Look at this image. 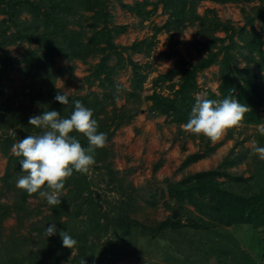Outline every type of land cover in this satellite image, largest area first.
I'll return each mask as SVG.
<instances>
[{"label": "trees", "instance_id": "trees-1", "mask_svg": "<svg viewBox=\"0 0 264 264\" xmlns=\"http://www.w3.org/2000/svg\"><path fill=\"white\" fill-rule=\"evenodd\" d=\"M115 1L122 10L141 20L150 18L157 7L162 5L168 19L160 27L153 26L150 37L134 41L130 46H119L114 43V38L124 34L126 27L113 26V16L107 7L108 0H0V80L13 62L5 49L26 44L27 51L22 60L18 61V73L23 79L31 78L32 83L38 86L37 92L30 99L33 109L27 113L13 107L9 98L3 100L0 94V150L7 158L6 171L0 177V264H59L60 258L71 260L72 264H106L107 255L114 254L118 248L115 241L129 238L132 228L137 227V221L127 216L126 209L115 207V219L109 220L106 217L99 202L91 194L86 173L73 171L72 176L66 179L65 187L61 190V193H65H60L59 205H48L42 198L50 211L42 220L34 221L43 212L40 208L29 209L27 202L28 199H39L37 194L29 195L24 190L14 188L12 203L1 201V196L12 190L10 182L24 174L20 170L22 157L10 154V148L19 139L41 132L28 124L30 116L42 114L44 110H55L60 112L62 118H68L74 111V102L80 101L93 110L92 118L98 123V132L105 133L109 142L115 131L143 112L141 105L144 103L146 118L149 120L164 117L168 123L183 127L196 96L202 91L197 75L211 66H217V94L208 91L207 98L222 100L228 96L229 90H234L233 97L250 109L241 124L253 127L264 125V0H256L258 5L251 9L252 14L242 8L244 25L237 27L228 21H220L214 9H208L204 15L199 14L198 4L208 1L218 5H242L255 0H159L153 3L149 0H134L132 5L122 0ZM149 6L151 9L147 10ZM256 24L261 26L259 30ZM196 25L197 38L191 43L196 58L189 54L186 60L176 50L183 42L175 36L180 37L185 29ZM161 32L167 36L166 46L169 50L159 52L156 60H176L169 70L158 73L152 79L151 91L142 96L147 78L144 70L150 68V63H135L132 56L143 54L149 58L156 45L157 34ZM218 32L223 33L224 37H216ZM235 36L241 45L234 39ZM236 52L247 64L254 65L256 73H248V65L242 70L237 69ZM57 58L72 64L66 69L55 67ZM92 59L98 61L91 64ZM112 59L114 63L110 64ZM75 61L88 66L89 74L84 80L89 89L97 86L102 92L99 94L88 90L83 95H68L69 104L62 106L54 99L58 93L64 94L55 87V82L65 70L70 77L73 76ZM127 66L131 70L128 90L116 82L119 72ZM243 74L246 77H241ZM119 99L130 102L132 106L117 107L116 101ZM108 106L110 110L106 109ZM71 135L76 136L82 147H88L84 136L75 132ZM189 137L192 140L198 139L203 151L199 149L187 155L179 167L180 171L209 158L222 146L221 142L210 146V141L204 136L190 133ZM259 138L258 146L264 147L262 135ZM109 156L106 147L95 149L96 163L91 167L109 170ZM237 163L238 158L233 161L226 159L215 170L187 174L176 183H166L167 195L176 204L178 218L175 220L170 215L167 221L158 224L161 230L189 228L202 231H212L218 226L229 229L250 226L258 245L256 253H244L246 251L235 247L234 250L227 244L223 246L226 252L217 257H221L224 262L228 258L226 264H258L264 257V188L259 193L244 197L225 188L224 183L218 180L219 177L229 178L227 168ZM159 166L160 162L156 163L153 171L156 172ZM109 174L113 176L115 173L109 170ZM260 176L264 179V160L257 161L253 175L247 180L261 179ZM234 180L242 181L241 178ZM186 205L192 206L194 212ZM183 214L186 215V223L181 222ZM78 216L84 218L79 220ZM10 217L16 221L17 229L24 226V221H29L28 232L34 234L38 241L34 243L28 235L14 232L3 240L2 225ZM53 223L57 232L47 237L45 229ZM142 229L145 230V227ZM60 231H66L72 236L77 241L76 246L65 248ZM109 232L115 240H108L101 245L102 239ZM73 250L75 254L70 259ZM235 257L242 260L233 263Z\"/></svg>", "mask_w": 264, "mask_h": 264}, {"label": "rangeland", "instance_id": "rangeland-1", "mask_svg": "<svg viewBox=\"0 0 264 264\" xmlns=\"http://www.w3.org/2000/svg\"><path fill=\"white\" fill-rule=\"evenodd\" d=\"M149 1L153 3L159 0ZM122 2L132 5L135 1L122 0ZM257 5L256 0L242 5H218L208 1H201L197 6V12L204 15L208 9H214L220 21H228L231 25L237 27L244 25L241 9L244 8L246 12L252 14L251 9ZM107 7L108 12L113 16V26L126 27L124 34L114 38V43L119 46H130L134 41L150 37L153 33L152 27H160L168 19V14L162 9V5H159L154 14L147 20H141L134 14L122 10L115 0H108ZM146 9L150 10L151 6ZM0 19H2V16H0ZM260 27L259 24H256L257 30ZM197 30V25L188 27L180 37L175 36V38L183 42L177 46L176 50L186 60H188L189 54L196 58L195 50L191 43L197 38ZM215 36L223 38L224 34L218 32ZM234 39L241 45L236 36ZM166 41V34L161 32L157 34L156 45L150 52L149 58H146L143 54L132 56L135 63H150V68L144 70L147 78L143 84L142 96L147 95L151 91L152 79L158 73H164L169 70L176 60V58L171 61L156 60L159 52L169 50L166 46ZM27 48L28 45L24 44L22 47L11 46L5 49L10 54L13 62L7 67L6 74L0 80V92L4 90L3 93H0L3 96V100L9 98L13 107L19 108L20 111L26 113L33 109L30 99L38 90V86L32 83L31 78L23 79L18 73L20 68L18 61L22 60ZM123 55L126 56V54ZM236 55L238 70H242L248 65L247 72L253 71L256 73L252 63L247 64L238 52H236ZM97 61V59L90 60L91 64H95ZM113 63L114 59L111 60L110 64ZM71 64L62 58H57L55 61V67H62L63 69H66ZM74 64L76 68L73 71V76L70 77L65 70L62 76L56 80L55 87L67 95H83L88 90L100 94L102 91L97 86L89 89L88 84L84 80L89 74L88 66L76 61ZM217 75V66H211L197 75V82L202 89L199 94L207 93L208 91L217 94L219 85ZM130 77L131 70L127 66L119 72L116 82L128 90L130 88ZM241 77H246V75L243 74ZM164 93L166 94V91ZM121 105H125L128 108L132 106L130 102H126L124 99L117 100L116 106L119 107ZM141 108L143 112L134 117L130 123H126L115 131L111 140L105 145L110 153L107 161L111 164L109 170H112L115 174L113 176L110 175L109 170L105 168L98 170L92 167L86 173L87 180L91 185V194L97 199L109 220L115 219L117 216V209L115 208L117 207L118 209H126L128 212L127 216L137 221V227L132 228L129 238L127 237L124 241H115L118 243H115V246L119 249L117 248L114 254L107 255L106 264H226L228 263V258L224 262L221 257L217 256L226 252L223 246L225 247L227 244L233 248L246 251L244 253L251 251L256 253L258 245L256 240H254L250 226L232 229L218 226L212 231L189 228L178 230L165 228L161 230L158 223L167 221L174 211L177 213L174 200H170L167 195L166 183H176L187 174L215 170L226 159L233 161L238 158L239 163L227 168L229 178H218L219 181L224 183V187L244 197L259 193L261 188H264L262 176H260L261 179H247L253 175L257 161H261L259 155L254 152V148L260 142L259 135H262L264 139V133L260 130L261 125L253 127L241 124V126L228 129L219 140L209 142L210 146L219 142L222 143V146L217 148L209 158L191 164L185 170L180 171L179 167L184 158L200 149L199 140H192L189 137L190 133L186 132L182 126L177 127L175 124L168 123V120H165L164 117L149 120L146 118V104L143 103ZM106 109L110 110V106ZM262 114L264 115V111ZM182 147H184V150ZM11 148L10 154H12ZM200 151H203V149H200ZM158 162H160V166L155 172L153 168ZM6 166L7 158L2 155L0 150V177L5 173ZM235 178H241L242 181L237 182L234 180ZM16 181L17 179H13L10 182L12 190L11 192H5L1 196L2 202L12 203L15 195L14 188L17 189ZM1 186L2 183L0 182V188ZM64 193L65 191L61 194ZM131 197L133 198L132 201H130ZM27 202L29 209L40 208L43 212L42 215L34 218V221L42 220L44 216L50 214L42 198L28 199ZM186 207L191 212H194L192 206L186 205ZM83 218V216H78L79 220ZM177 218L178 213L174 219L176 220ZM180 219L181 222L186 223L185 214ZM143 227H145V230L142 229ZM2 229L3 240L14 232L28 235V237L33 238L34 243L38 241L37 238H34V234L28 232L30 229L29 221H24V226L17 229L16 221L13 217H10L4 221ZM108 240H115L111 232L102 239L101 245ZM210 247L212 248L211 252H209ZM74 254L75 251L73 250L70 259ZM239 260L242 259L240 258ZM239 260L235 257L233 263H237ZM70 261L60 258L59 264H72ZM258 264H264V257Z\"/></svg>", "mask_w": 264, "mask_h": 264}, {"label": "clouds", "instance_id": "clouds-1", "mask_svg": "<svg viewBox=\"0 0 264 264\" xmlns=\"http://www.w3.org/2000/svg\"><path fill=\"white\" fill-rule=\"evenodd\" d=\"M232 91L229 90L228 96L222 100L209 99L207 93L198 94L183 125L184 130L204 136L209 141H217L228 129L241 126L245 113L250 109L235 99ZM54 99L62 106L69 104L67 94L58 93ZM92 117L93 110L80 101L74 102V111L68 118H62L55 110H44L42 114L30 116L28 124L41 132L27 135L12 145V154L22 157L20 170L24 173L17 179L16 187L29 195L37 194L48 205H59L66 179L72 176L73 171L87 173L96 163L95 149L106 145L107 135L98 132V123ZM260 130L264 133V125L260 126ZM73 132L87 139V148L71 135ZM11 134L15 135L14 132ZM254 152L264 160V147L257 146ZM45 232L47 237L55 235L56 225L50 224ZM59 235L65 248L76 246L77 241L66 231H60Z\"/></svg>", "mask_w": 264, "mask_h": 264}, {"label": "water", "instance_id": "water-1", "mask_svg": "<svg viewBox=\"0 0 264 264\" xmlns=\"http://www.w3.org/2000/svg\"><path fill=\"white\" fill-rule=\"evenodd\" d=\"M176 216H177V213H176V211H174L173 212V217L176 218Z\"/></svg>", "mask_w": 264, "mask_h": 264}]
</instances>
